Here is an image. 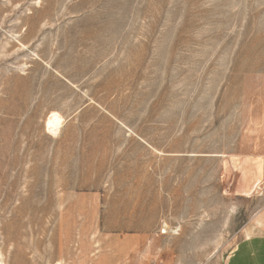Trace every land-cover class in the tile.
<instances>
[{"label":"rangeland","instance_id":"rangeland-1","mask_svg":"<svg viewBox=\"0 0 264 264\" xmlns=\"http://www.w3.org/2000/svg\"><path fill=\"white\" fill-rule=\"evenodd\" d=\"M263 213L264 0H0V264L17 230L28 264H226Z\"/></svg>","mask_w":264,"mask_h":264},{"label":"crops","instance_id":"crops-1","mask_svg":"<svg viewBox=\"0 0 264 264\" xmlns=\"http://www.w3.org/2000/svg\"><path fill=\"white\" fill-rule=\"evenodd\" d=\"M226 264H264V213L258 231L239 242Z\"/></svg>","mask_w":264,"mask_h":264},{"label":"bare ground","instance_id":"bare-ground-1","mask_svg":"<svg viewBox=\"0 0 264 264\" xmlns=\"http://www.w3.org/2000/svg\"><path fill=\"white\" fill-rule=\"evenodd\" d=\"M48 127L52 129L53 131H58V129L61 126V118L59 117L58 113H52L50 117L48 118ZM12 225V224H11ZM22 228V227H21ZM16 229V228H15ZM22 237V234L20 231L12 232L9 241H12L15 248H14V256L12 259V264H28V262L25 261L24 257V250L20 246V243H14L18 240H20Z\"/></svg>","mask_w":264,"mask_h":264}]
</instances>
